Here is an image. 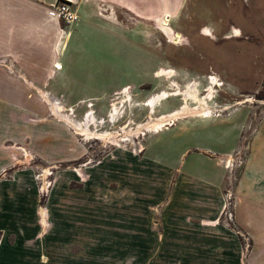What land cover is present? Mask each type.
Listing matches in <instances>:
<instances>
[{"label": "crops", "instance_id": "crops-1", "mask_svg": "<svg viewBox=\"0 0 264 264\" xmlns=\"http://www.w3.org/2000/svg\"><path fill=\"white\" fill-rule=\"evenodd\" d=\"M56 1L0 0V57L11 60V68L18 70L0 67V264H77L82 260L85 263L86 258L76 256L75 249L78 245L83 253L89 250L86 241L92 235V195L87 184L91 179L81 188H72L70 181L75 174L65 175L62 179L66 181L61 180L54 186L43 205L35 169L18 166L19 147L30 146L42 160L45 157L52 160L61 157L62 161L75 158V140L65 139L69 133L60 121L47 125L50 134L46 139L42 137L39 126L44 130L46 111L42 98L49 93L60 100L107 101L132 92L131 83L123 82L125 75L132 79L133 64L125 67L122 58L106 61L110 58L105 55L119 54L124 49L139 53L142 49L150 59L151 52L142 42H150L151 30L125 27L120 12L149 20L151 3L163 0H72L78 18L71 26L49 15ZM103 77L110 79L109 86L91 85ZM79 88L83 93L78 92ZM23 99L35 104L28 107ZM118 104L119 101L116 105L119 110ZM64 109L66 114H71ZM244 128L250 139L245 146L241 174L234 185V210L238 224L251 243L248 252H242L237 246L241 240L236 235H171L173 223L191 216L207 221L219 217L224 210L220 193L226 177L214 182L210 177L183 175L182 178L180 175L170 190L174 195L178 193V200L164 199L156 188L153 193L151 188L146 192H108L103 188L101 214H109L107 210L114 206L121 211H116V220H101L100 236L106 240L107 234H113L114 230L118 240L126 239L137 245L145 241L151 243V264H264V119ZM44 143L55 147L56 153L39 151ZM60 153L62 156L58 157ZM145 160L136 156L123 160L127 165L134 162L137 168L133 171V182L138 179L142 166L150 169L151 161ZM218 163L224 167L222 160ZM149 169L142 172L148 176ZM95 191L99 194L98 189ZM180 195L184 196V202ZM163 200H167L165 209L169 214L163 219L164 231L160 235L151 229L153 213L149 212L148 220L142 218L139 207L146 202L151 206V202ZM254 220L260 227L258 234L252 232ZM189 243L202 247L191 248ZM260 245L263 248L258 251ZM128 256L134 257V264L141 259L140 253H120L112 259ZM104 260H108V256ZM101 264L118 263L103 261Z\"/></svg>", "mask_w": 264, "mask_h": 264}, {"label": "rangeland", "instance_id": "rangeland-1", "mask_svg": "<svg viewBox=\"0 0 264 264\" xmlns=\"http://www.w3.org/2000/svg\"><path fill=\"white\" fill-rule=\"evenodd\" d=\"M171 1L151 3L149 20L131 16L125 11L120 12L125 27L151 30V35L148 36L150 42H142L151 52L150 59H147L142 49L139 53L127 52L124 49L121 54L105 55L110 58L106 61L122 58L123 63H120L125 67L133 64L135 73L132 79L125 75L123 82L131 83L132 92H124L107 101L85 102L60 100L45 93L41 100L46 109L45 127L43 130L40 125L39 131L42 129V137L46 139L50 134L46 126L60 121L59 124L65 126L69 133L65 139L75 140L73 160L62 161L61 157L54 160L45 157V160H42L30 146L19 147L21 161L18 166L33 167L36 174L40 175L41 180L38 182L44 190L43 205L46 204L54 186L61 180L66 181L62 179L65 175L71 174L72 177L75 174L74 180L70 181L72 188H81L85 181L91 179L87 190L92 195V235L86 241L89 250L85 253L77 245L76 256L86 258L85 263L82 260L77 264H101L103 261L135 263L133 256L112 259L120 253H140L141 259L136 263L151 264V243L145 241L137 245L126 239L118 240L114 230L113 234H107L106 240L100 236L101 220H116V211H121L112 206L111 210H107L109 214H101L100 195L105 189H108V192H146L151 188L153 193L156 188L164 199L178 200V193L174 195L170 190L174 188L180 175L182 178L185 177L183 175L210 177L214 182L226 177L220 193L224 210L212 221L191 216L173 223L171 235H236L240 237L241 244L237 246L242 252H248L251 247L246 233L237 222L234 185L241 174L246 155L245 146L250 139L248 130L245 131L244 127L264 119V0ZM160 21H165L168 29L161 27ZM141 38L143 39V36ZM10 62L12 61L8 58L0 57V67L18 71L17 68H11L13 64ZM110 82V79L103 77L96 79L91 85L97 83L109 86ZM188 91L193 92L196 98L189 97L185 101L184 94ZM78 92L83 93V90L79 88ZM157 95L167 96L160 100L153 110L147 104ZM13 99L12 95V107ZM22 101L28 107L35 104L29 99ZM51 101L61 110H53ZM118 101L119 110L116 108ZM184 105L193 111L209 108L213 115L203 117L191 111L177 119L174 124L166 125L160 132L146 130L149 121L159 122L162 117L172 115ZM113 107L115 108L111 111ZM64 108L71 113L69 116L63 111ZM38 109L41 110L40 105ZM114 112H117V115L112 116ZM90 113L93 121L87 125ZM64 115L84 125L91 136L88 137L83 131L75 128L74 124H68ZM49 145L44 143L43 149L39 151L44 154L54 153L56 148ZM54 145L56 146V142ZM28 154L32 159L28 158ZM59 156L62 154H58ZM131 156L140 160L144 158L147 163L151 161L150 169L138 165L141 172L134 182L132 175L133 171L137 170L133 166L134 162L127 165L123 161ZM227 158H231L232 163H229ZM218 160L223 161L225 170ZM105 161L107 162L103 164ZM148 169L151 174L146 176L147 173L142 171ZM45 170L48 174L44 176ZM49 181L51 186L47 185ZM97 185L102 187L98 188ZM94 187L99 190V194H96ZM180 199L183 202L185 200L181 195ZM149 204L146 202L139 207L141 217L148 220L151 211V229L161 235L164 231L163 219L169 214L165 209L167 200L151 202V206ZM253 223L252 232L256 234L260 227L255 220ZM188 246L193 248L199 245L189 243ZM262 248L263 245H260L258 251ZM105 256H108V260H104Z\"/></svg>", "mask_w": 264, "mask_h": 264}, {"label": "bare ground", "instance_id": "bare-ground-1", "mask_svg": "<svg viewBox=\"0 0 264 264\" xmlns=\"http://www.w3.org/2000/svg\"><path fill=\"white\" fill-rule=\"evenodd\" d=\"M160 25H161V27H163L164 29H168L167 28V24H166V22L165 21H160ZM60 67V66H59ZM167 95H157V96H155L154 98H152L149 102H148V104L147 105H149V106H151V108H153V110L154 109H156L155 107L157 106V104L159 103V101L160 100H162V99H164L165 97H166ZM184 97H185V101L186 100H188V98L189 97H194V98H196V95H194L193 94V92H191V91H188L187 93H185L184 94ZM49 99V98H48ZM245 101H248V100H245ZM51 106H52V109L53 110H61V108L57 105V104H55V103H53L52 101H51ZM58 111V112H59ZM191 111H193V110H190V108L187 106V105H184V107L182 108V109H180V110H178V111H176V112H174L172 115H170V116H168V117H162L160 120H159V122H156V123H153V122H151L150 123V121H149V123L147 124V126L146 127H148V129H146L148 132L150 131V132H160V131H162L165 127H166V125H172V124H174V122L175 121H177V119H179V118H181L182 116L184 117V116H186L187 114H189V113H191ZM196 113H198V114H200V115H202L203 117H210V116H212L213 115V113H212V111L209 109V108H202V109H195L194 110ZM193 111V112H194ZM56 114H58L57 112H56ZM61 115H62V113H61ZM113 115H117V112H114L113 114H112V116ZM65 116V115H64ZM69 116V115H68ZM68 116H65L64 118L68 121V124H74L75 125V128H77V129H79V130H81V131H83L84 132V134L85 135H88V137L89 136H91L90 135V133L89 132H87V129L85 128V126L84 125H82V124H80V123H77L76 121H74V120H72L71 118H69ZM89 120H88V122H87V125H89L90 123H92L91 121H93V117L91 116V114L89 115V118H88ZM90 121V122H89ZM86 125V124H85ZM142 128H139V130H141ZM140 132V131H139ZM81 134V133H80ZM143 134V133H142ZM135 139H137V136H135L134 137ZM28 158L30 159L31 158V156L28 154ZM227 161L230 163H232V159L231 158H227ZM49 170V169H48ZM46 174H48V172L45 170V172H44V176L46 175ZM46 177H48V175L46 176ZM49 185V184H48Z\"/></svg>", "mask_w": 264, "mask_h": 264}, {"label": "built area", "instance_id": "built-area-1", "mask_svg": "<svg viewBox=\"0 0 264 264\" xmlns=\"http://www.w3.org/2000/svg\"><path fill=\"white\" fill-rule=\"evenodd\" d=\"M73 3L74 2L72 0H57L56 3L52 5V7L49 9L48 13L51 17L62 20L66 26H71V24L75 22L76 19L78 18L77 13L73 8ZM36 178L39 181L41 180L40 175L39 176L37 175ZM48 184L49 186L52 185L50 181L48 182ZM39 192L42 197L44 190L40 182H39Z\"/></svg>", "mask_w": 264, "mask_h": 264}, {"label": "trees", "instance_id": "trees-1", "mask_svg": "<svg viewBox=\"0 0 264 264\" xmlns=\"http://www.w3.org/2000/svg\"><path fill=\"white\" fill-rule=\"evenodd\" d=\"M0 237H1V233H0Z\"/></svg>", "mask_w": 264, "mask_h": 264}]
</instances>
